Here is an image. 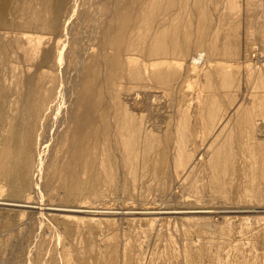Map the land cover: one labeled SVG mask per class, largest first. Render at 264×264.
Returning <instances> with one entry per match:
<instances>
[{
  "label": "rangeland",
  "instance_id": "rangeland-1",
  "mask_svg": "<svg viewBox=\"0 0 264 264\" xmlns=\"http://www.w3.org/2000/svg\"><path fill=\"white\" fill-rule=\"evenodd\" d=\"M116 1L4 0L0 264H264V0H128L112 68Z\"/></svg>",
  "mask_w": 264,
  "mask_h": 264
},
{
  "label": "bare ground",
  "instance_id": "bare-ground-1",
  "mask_svg": "<svg viewBox=\"0 0 264 264\" xmlns=\"http://www.w3.org/2000/svg\"><path fill=\"white\" fill-rule=\"evenodd\" d=\"M99 2V1H98ZM63 3L64 0H36V6L37 8H35L32 11H27L26 9L22 10L23 11V15H24V23L29 27L35 28L36 30L38 28H43L46 27L48 30H53L54 29V25L55 23H58L60 21V14L61 11L63 10ZM3 6H5L4 0H0V15L4 13V8H2ZM39 6V7H38ZM114 8L112 7H104L103 11L104 13L110 12V15L112 13V20H111V26H109V28H111L110 31H107L103 36V42H104V46H105V50L106 47L109 48L112 53H113V60H112V68H118L119 64L121 63L119 60V57L121 56V53H130L133 50H136L137 47L140 45L141 42H143L139 37H132V34L130 33V31H128L129 27H130V23L134 20V16L132 13V9L128 6V0H120V1H116V3H114ZM168 6V5H167ZM171 6V5H170ZM230 6V5H229ZM231 7V6H230ZM164 8V7H163ZM109 10V11H108ZM163 10V9H162ZM108 11V12H107ZM102 12V11H101ZM139 13V12H138ZM146 14V10H142L141 16L144 18ZM4 15V14H3ZM26 15V16H25ZM103 15V14H102ZM147 15V14H146ZM48 16V17H47ZM3 17V16H2ZM110 17V18H111ZM22 18V16H21ZM2 20V18L0 19ZM141 20V19H140ZM3 22V20H2ZM1 22V23H2ZM109 22V21H108ZM134 22V21H133ZM140 22V21H139ZM5 24V23H4ZM21 24V23H20ZM105 24V23H104ZM134 24V23H133ZM24 25V26H26ZM106 25V24H105ZM20 26V25H19ZM22 26V24H21ZM20 26V27H21ZM133 26V25H132ZM27 27V28H28ZM19 28V27H18ZM26 28V29H27ZM57 28V26L55 27V29ZM22 29H24L22 27ZM46 29V30H47ZM21 30V29H20ZM42 31V30H41ZM135 31V30H134ZM158 33V32H157ZM144 33H140L137 36H144ZM102 42V43H103ZM169 43V42H168ZM168 45V44H167ZM103 46V45H101ZM142 48V47H141ZM108 50V49H107ZM104 51V50H103ZM164 51L163 46L160 43V40L157 41V45L155 47V49H153L154 53L157 54H161ZM102 52V51H101ZM105 53V51H104ZM153 54V53H152ZM112 55V54H111ZM110 55V56H111ZM133 55V54H132ZM108 56V55H107ZM111 58V57H110ZM109 58V59H110ZM121 58V57H120ZM107 61V60H106ZM110 61V60H109ZM129 61V60H128ZM120 62V63H119ZM127 63V62H126ZM130 63V62H129ZM108 64V63H106ZM108 66V65H107ZM110 68V67H108ZM135 68V67H134ZM133 68V69H134ZM132 69V70H133ZM140 69V68H139ZM131 70V71H132ZM110 71V70H109ZM136 72V69H135ZM140 73V70H139ZM111 74V73H110ZM138 74V73H137ZM140 75V74H139ZM110 76V75H109ZM135 77V76H134ZM112 78V76H111ZM137 78V76H136ZM135 78V79H136ZM58 97V96H57ZM56 97V98H57ZM34 98V97H33ZM29 105H30V115L29 117H33V102L35 100H33L31 98V94H29ZM83 103V102H82ZM85 104V103H84ZM42 105V104H41ZM54 106V105H53ZM35 108V107H34ZM58 108V107H57ZM50 109V108H49ZM85 110V109H84ZM88 110V109H87ZM91 111V110H90ZM83 115V114H82ZM80 116V115H79ZM81 118V117H80ZM78 120V118H76ZM82 119V118H81ZM82 121V120H80ZM84 121V120H83ZM87 119L84 121L86 122ZM90 122V121H88ZM81 124L83 122H80ZM80 123L78 125V127H80ZM92 123V122H91ZM86 124V123H85ZM84 126V124H82ZM88 125V123H87ZM90 125V124H89ZM92 125V124H91ZM121 125V123H120ZM70 128V127H69ZM75 129L77 128L74 127ZM84 128H89L88 126L86 127V125L81 128L82 131L80 132L82 134ZM74 129V130H75ZM77 130V129H76ZM80 130V129H79ZM103 130V129H102ZM56 131V130H55ZM78 131V130H77ZM76 131V133L78 134V132ZM87 131V130H84ZM16 132V131H15ZM67 132V131H66ZM69 132V131H68ZM71 133V132H70ZM75 133V132H74ZM74 133L72 135H74ZM87 133V132H84ZM81 134H79L81 136ZM84 135V134H83ZM39 137V136H38ZM79 137V136H77ZM93 137V136H92ZM26 138V137H24ZM81 138V137H80ZM85 138V137H84ZM27 139V138H26ZM17 140V139H16ZM77 140V139H76ZM106 140V139H105ZM80 141V140H79ZM78 141V142H79ZM94 141V140H93ZM123 142V141H122ZM72 143V142H71ZM97 144V143H96ZM17 145V144H16ZM70 146V144H69ZM68 146V147H69ZM72 147V145L70 146ZM73 148V147H72ZM101 148V147H100ZM78 149V147H77ZM72 151V150H71ZM78 151V150H77ZM99 153V152H98ZM93 158V157H92ZM85 168V167H84ZM86 169V168H85Z\"/></svg>",
  "mask_w": 264,
  "mask_h": 264
}]
</instances>
